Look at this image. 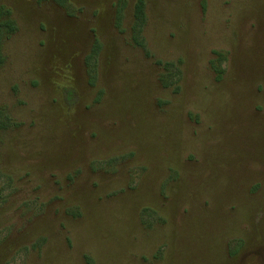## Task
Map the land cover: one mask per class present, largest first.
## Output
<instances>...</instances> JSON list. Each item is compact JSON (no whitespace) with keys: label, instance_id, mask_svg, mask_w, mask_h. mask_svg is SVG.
Masks as SVG:
<instances>
[{"label":"rangeland","instance_id":"rangeland-1","mask_svg":"<svg viewBox=\"0 0 264 264\" xmlns=\"http://www.w3.org/2000/svg\"><path fill=\"white\" fill-rule=\"evenodd\" d=\"M0 264H264V0H0Z\"/></svg>","mask_w":264,"mask_h":264}]
</instances>
